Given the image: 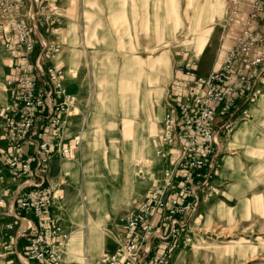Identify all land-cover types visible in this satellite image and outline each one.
<instances>
[{
	"label": "rangeland",
	"instance_id": "1",
	"mask_svg": "<svg viewBox=\"0 0 264 264\" xmlns=\"http://www.w3.org/2000/svg\"><path fill=\"white\" fill-rule=\"evenodd\" d=\"M49 1L55 22L52 30L58 32L51 33L44 20L42 30L52 43L63 47L58 59L67 92L75 97L70 127L75 133H86L78 151L51 169L52 182L64 194L54 214L66 235L86 227L87 216L103 226L93 238L83 228L82 263L65 260L63 253L61 261L99 264L104 255L123 244L127 218L148 192V183L137 173L138 159L146 160L158 176L169 166L170 155H156V137L178 66L193 61L199 69L218 68L222 50L240 27L224 39L231 0H216L213 18L208 11L202 12V19L211 21L190 34L187 23L192 14L184 9L186 0ZM177 4L183 27L175 29ZM206 30L207 42L199 52ZM2 44L0 35V105L6 101V81L14 77L10 49ZM131 60L134 65L129 72L139 79L126 78ZM248 109L251 116L224 141V159L214 179L216 190L204 197L196 219L172 238L175 246L168 248L166 264H264V76L256 81ZM131 118L134 135L128 139L125 130ZM4 151L0 138V171L6 160ZM76 161L77 176L66 174ZM1 189L0 183V198ZM90 190L98 191L92 202ZM110 190L115 194L112 200ZM78 200L85 203L82 212ZM4 221L0 219V240L5 235ZM0 264H14L13 256L1 248Z\"/></svg>",
	"mask_w": 264,
	"mask_h": 264
},
{
	"label": "built area",
	"instance_id": "2",
	"mask_svg": "<svg viewBox=\"0 0 264 264\" xmlns=\"http://www.w3.org/2000/svg\"><path fill=\"white\" fill-rule=\"evenodd\" d=\"M244 4L249 9L244 27L218 68L201 75L193 61L178 66L182 78L170 83L156 137V155H170L169 166L158 176L138 159L137 173L148 192L127 218L123 244L99 264H166L172 238L196 219L204 197L216 190L224 141L251 116L248 102L264 76V0H231L229 21ZM50 11L48 0H0L2 46L10 49L15 72L0 105L6 159L0 171V219L5 220L0 248L14 264H63L67 235L54 213L64 195L49 178L50 162L55 155L71 156L81 145L80 131L70 127L75 97L67 92L59 65L63 47L42 30L45 24L58 32L52 30Z\"/></svg>",
	"mask_w": 264,
	"mask_h": 264
},
{
	"label": "bare ground",
	"instance_id": "3",
	"mask_svg": "<svg viewBox=\"0 0 264 264\" xmlns=\"http://www.w3.org/2000/svg\"><path fill=\"white\" fill-rule=\"evenodd\" d=\"M216 0H186L184 9L185 10H189L191 11L192 16L190 17V19L188 20L187 23V28H188V33H194V31L198 28V27H202L205 25L206 22L211 21V19H209L207 21V18L205 17L204 19H202V12L204 11H208L211 18H213L214 12H215V7H216ZM180 4H177L175 9L173 11H175V19H174V26L175 29L178 28V26L180 25L181 27H183V25L181 24L180 21V17H181V11H180ZM208 17V16H207ZM210 18V17H209ZM206 19V20H205ZM180 27V28H181ZM209 31L206 30L204 33H202V35L204 36L202 38V43L201 46L199 47V52L202 51L203 46L205 45V42H207V36H208ZM152 55V54H151ZM135 56V55H134ZM163 57L159 58L157 61L158 63H162L163 61ZM130 61V60H129ZM127 63L126 65V71L128 72V75H126V78H135V79H139V76L137 77L134 74H131V72H129L133 65H134V61L131 60V62ZM141 65V63H139ZM153 67V66H152ZM140 74L143 75L145 73V71L143 70V67L141 65L140 67ZM135 86L136 82H134ZM138 88V86H137ZM136 88V90H133L134 93L136 94L138 92V89ZM134 119L131 118L128 121V126L126 128V138L128 139H132L133 135H134ZM83 134V137H82ZM80 138L82 140V138L84 139L85 136V132H82ZM78 151V150H77ZM75 153V152H73ZM73 161V160H72ZM75 161V160H74ZM228 165H232V162L227 161ZM63 165V163H62ZM78 169H79V162L76 161V163L71 164L70 166L67 167L66 169V174H69L71 172H74L75 175L77 176L78 173ZM90 186V184H89ZM107 192H109L108 189L104 190ZM98 192V191H95ZM94 190H90L88 199L90 202H92L93 200V193H95ZM110 195H109V199L112 200V198H114V191L110 190ZM99 195V194H98ZM86 199V198H85ZM84 199V200H85ZM77 207L80 209V211L82 212V210H85V203L84 201H77ZM102 213L106 212L105 207L104 208H100ZM87 221L88 223L86 224V227H82L81 229H79L77 232H70L67 234V240L64 244V248L62 249V253L64 255V259L69 261V262H83V260L85 259V251H84V241H85V237L83 236V228H87L88 234H90V236L93 238V236L95 237V233L97 230H102L103 226L101 224V222L98 221H94V219H92V217L87 216ZM87 243H89V241L87 240ZM62 258V256H61Z\"/></svg>",
	"mask_w": 264,
	"mask_h": 264
},
{
	"label": "crops",
	"instance_id": "4",
	"mask_svg": "<svg viewBox=\"0 0 264 264\" xmlns=\"http://www.w3.org/2000/svg\"><path fill=\"white\" fill-rule=\"evenodd\" d=\"M49 1V0H48ZM50 2V1H49ZM241 9H242V11L240 12V14L237 16V17H235L234 18V20L233 21H229V22H227V26H226V33L224 34L225 36H224V39H229V38H231V37H229L230 35V31L232 30V29H234V27H240V28H238V30H237V32H238V35L237 36H234V37H232V39H234V40H231L229 43H228V45L226 46V47H224V49L222 50V55L220 56L221 58V62H222V59H223V56L225 55L224 53L227 51V50H229L230 48H232V46H234L235 45V42L237 41V38H238V36L240 35V33H241V30L243 29V27H244V21L246 20V18H247V15H248V11H249V9L247 8V5H243L242 7H241ZM235 41V42H234ZM232 43H234L232 46H231V44ZM184 64V63H183ZM59 65L62 67V63L61 62H59ZM213 68H217V67H209V66H206V68H202V69H199V68H197V70L199 71V73L201 74V75H205L208 71H210V70H212ZM14 74H15V72H13ZM14 74H13V76H14ZM177 78H182V75H181V73H178L177 75L176 74H174V79H177ZM68 145L69 146H71V148H73L74 147V143L73 142H69L68 143ZM71 157V156H70ZM61 159H63V157H60L59 155H55L52 159H51V169H52V167H53V165H59L60 163H59V161L61 160ZM58 171H60L61 173L63 172V170H58ZM50 172H51V170H50ZM49 178H50V173H49ZM52 178H54V175H53V177ZM55 179V178H54ZM52 181V180H51ZM53 184H54V182H53ZM60 193H61V191H59ZM61 194H63V193H61ZM64 195V194H63ZM155 222L157 223V220H155Z\"/></svg>",
	"mask_w": 264,
	"mask_h": 264
}]
</instances>
